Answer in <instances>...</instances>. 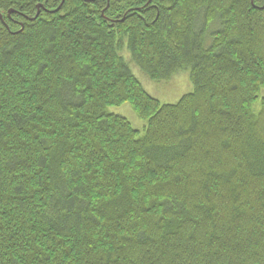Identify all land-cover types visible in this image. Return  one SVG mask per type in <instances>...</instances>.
<instances>
[{"label": "trees", "instance_id": "trees-1", "mask_svg": "<svg viewBox=\"0 0 264 264\" xmlns=\"http://www.w3.org/2000/svg\"><path fill=\"white\" fill-rule=\"evenodd\" d=\"M263 91L264 0H0V264H264Z\"/></svg>", "mask_w": 264, "mask_h": 264}, {"label": "rangeland", "instance_id": "rangeland-1", "mask_svg": "<svg viewBox=\"0 0 264 264\" xmlns=\"http://www.w3.org/2000/svg\"><path fill=\"white\" fill-rule=\"evenodd\" d=\"M119 55L129 67L133 76L141 84L144 91L163 105H175L179 100L193 91L188 70H183L174 75L169 81L155 82L150 80L131 60L126 45ZM261 92V94H263ZM106 112L124 118L137 132L138 137L144 133L146 123L139 119L128 103L109 106Z\"/></svg>", "mask_w": 264, "mask_h": 264}]
</instances>
